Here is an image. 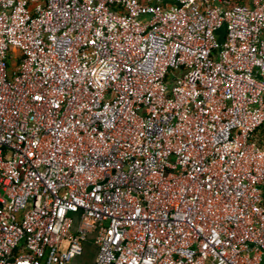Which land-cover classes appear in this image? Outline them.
<instances>
[{
	"label": "built area",
	"instance_id": "1",
	"mask_svg": "<svg viewBox=\"0 0 264 264\" xmlns=\"http://www.w3.org/2000/svg\"><path fill=\"white\" fill-rule=\"evenodd\" d=\"M264 0H0V264H264Z\"/></svg>",
	"mask_w": 264,
	"mask_h": 264
},
{
	"label": "crops",
	"instance_id": "2",
	"mask_svg": "<svg viewBox=\"0 0 264 264\" xmlns=\"http://www.w3.org/2000/svg\"><path fill=\"white\" fill-rule=\"evenodd\" d=\"M239 4H245L247 0H237ZM95 248L92 243V235L88 234L82 245L81 254L73 259V264H94Z\"/></svg>",
	"mask_w": 264,
	"mask_h": 264
},
{
	"label": "trees",
	"instance_id": "3",
	"mask_svg": "<svg viewBox=\"0 0 264 264\" xmlns=\"http://www.w3.org/2000/svg\"><path fill=\"white\" fill-rule=\"evenodd\" d=\"M230 4H239L237 0H229ZM254 140L258 145H264V129L260 128L254 135Z\"/></svg>",
	"mask_w": 264,
	"mask_h": 264
}]
</instances>
